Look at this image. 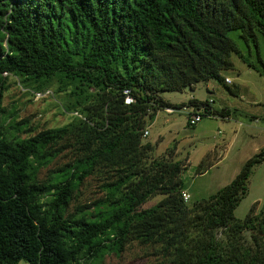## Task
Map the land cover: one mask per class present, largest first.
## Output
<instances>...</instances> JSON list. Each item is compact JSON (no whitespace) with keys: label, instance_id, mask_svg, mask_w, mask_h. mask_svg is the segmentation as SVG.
I'll return each mask as SVG.
<instances>
[{"label":"trees","instance_id":"obj_1","mask_svg":"<svg viewBox=\"0 0 264 264\" xmlns=\"http://www.w3.org/2000/svg\"><path fill=\"white\" fill-rule=\"evenodd\" d=\"M231 29L244 40L264 38V0H0V101L9 75L35 91L69 86L82 99L62 106L76 112L68 123L25 137L5 132V124L23 128L1 117L0 104V264H94L130 241L157 247L153 264H264V201L242 219L233 215L264 147L227 184L187 204L174 145L150 157L153 146L141 137L156 110L183 106L161 91L213 79L236 93L220 75L238 54ZM187 104L203 116L231 110ZM65 152L66 162L40 178ZM210 165L206 153L195 172ZM93 176L103 195L72 206ZM154 195L161 198L143 207Z\"/></svg>","mask_w":264,"mask_h":264},{"label":"rangeland","instance_id":"obj_2","mask_svg":"<svg viewBox=\"0 0 264 264\" xmlns=\"http://www.w3.org/2000/svg\"><path fill=\"white\" fill-rule=\"evenodd\" d=\"M226 35L235 43L238 54H230L232 67L221 70L220 75L230 80L228 86L237 88L235 94L229 93L217 81L209 79L195 83L192 88L185 86L180 91H161L158 95L170 104H182L188 111L193 109V106L187 104L190 98L206 100L215 110L222 107L231 109L228 117L222 118L216 114L202 116L193 126H189L185 121V111L166 113L161 108L146 119L148 134L142 141L153 146L149 156L165 155V151L174 145L172 160L185 162L179 178L182 189L188 194L187 204L205 198L227 184L245 160L264 147V75L260 72L264 67V38L257 33L255 42L252 39L244 40L237 29L228 30ZM243 59L253 63L258 70L247 66ZM6 83L0 101L3 108L1 117H12L23 128L15 131L11 125L6 126L4 121V130L8 135L25 137L44 128L64 125L73 118V110L70 107L64 111L62 106L70 104L77 108L82 101L80 96L68 94L69 86L54 92L56 84L51 83L45 88L53 91V95L34 98L33 91L36 89L33 83L23 84L19 81L18 84L12 75L7 77ZM24 128L30 131L26 132ZM206 153L212 165L196 173L197 163ZM66 155L67 152L60 154L48 167L41 168L39 177L44 178L48 170L66 162ZM99 184L100 180L95 176L86 178L72 206L88 204L102 196ZM160 198L161 195H154L142 206L148 207ZM263 201L264 161L252 167L247 179V192L233 210L234 217L242 219L253 202H256L253 211L256 212ZM216 236H220L219 231ZM160 258L161 252L157 247L142 246L130 241L119 254L107 252L94 264H153ZM17 264L28 263L19 260Z\"/></svg>","mask_w":264,"mask_h":264},{"label":"built area","instance_id":"obj_3","mask_svg":"<svg viewBox=\"0 0 264 264\" xmlns=\"http://www.w3.org/2000/svg\"><path fill=\"white\" fill-rule=\"evenodd\" d=\"M1 74L3 76L7 75L6 72H2ZM224 82L226 84H229L230 80L228 78H224ZM123 93H124L123 102L126 103V104L131 102L132 99H131V97L128 94V90H123ZM50 95H52V93L48 89H44V90H40V91H33V97L34 98H40V97H45V96H50ZM201 108L202 107H200L199 109H195L193 107V109L188 111L185 106H181L179 108L162 107L163 111L166 112V113H173L175 110L185 111L186 112L185 121H186V124L189 125V126H193L196 122H198L201 119V117L203 116L202 115L203 112H202ZM73 115H76V112H73ZM207 116H210V115H207ZM147 134H148V131L145 128V129L142 130L141 137L144 138V137H146ZM181 198H182L183 201H187L188 194L185 191H181Z\"/></svg>","mask_w":264,"mask_h":264},{"label":"crops","instance_id":"obj_4","mask_svg":"<svg viewBox=\"0 0 264 264\" xmlns=\"http://www.w3.org/2000/svg\"><path fill=\"white\" fill-rule=\"evenodd\" d=\"M226 78V77H225ZM210 108L212 109V110H215L214 108H212V106L210 105ZM226 117H228V116H223L222 118H226ZM184 191V190H183Z\"/></svg>","mask_w":264,"mask_h":264}]
</instances>
